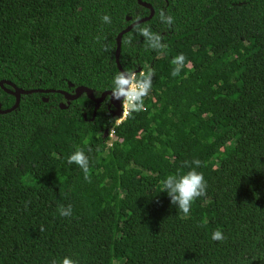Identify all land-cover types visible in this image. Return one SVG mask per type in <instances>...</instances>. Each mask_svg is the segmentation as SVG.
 <instances>
[{
	"label": "trees",
	"instance_id": "16d2710c",
	"mask_svg": "<svg viewBox=\"0 0 264 264\" xmlns=\"http://www.w3.org/2000/svg\"><path fill=\"white\" fill-rule=\"evenodd\" d=\"M142 1L154 14L119 54L126 73H152L141 111L116 123L107 96L92 119L87 93L36 92L0 113V264H264V0ZM149 14L138 0H0V81L114 92L117 34ZM77 149L91 182L68 163ZM194 159L207 194L185 218L161 191Z\"/></svg>",
	"mask_w": 264,
	"mask_h": 264
},
{
	"label": "clouds",
	"instance_id": "9594fccd",
	"mask_svg": "<svg viewBox=\"0 0 264 264\" xmlns=\"http://www.w3.org/2000/svg\"><path fill=\"white\" fill-rule=\"evenodd\" d=\"M166 19L168 24L173 22L172 17L168 16L165 18L164 14L161 13V19ZM102 20L105 23H111V19L108 15H104ZM138 32L143 35L148 42L153 40H159L160 37L151 32L148 27H138ZM148 47H155V44L148 43ZM185 56L180 54L172 60V63L177 67L173 71L172 75H178L182 67H185ZM190 63V62H189ZM128 76L125 78V73H119L114 78V95L119 98L124 96L126 98V108L129 111H141L144 107L143 97L148 94L150 87V76L152 73L144 74L141 73L139 79L134 73H127ZM139 101V104H134L133 101ZM69 164L78 165L84 173L85 180L91 182V169L89 156H87L83 149H77L72 155L68 157ZM202 165V161L194 159L192 161H184L182 167L188 168L184 174L177 172L176 174H169L163 181V189L161 192H166L171 198V204L176 205L185 218L190 217L193 203L200 197L206 196L207 194V181L205 180L202 171H197ZM58 210L61 216H70L72 214L71 206L65 208L63 205L58 206ZM211 239L214 241H223L225 236L221 230H216L212 233ZM53 264H56L53 261ZM61 264H78V261H74L70 257L62 258Z\"/></svg>",
	"mask_w": 264,
	"mask_h": 264
},
{
	"label": "water",
	"instance_id": "95a60500",
	"mask_svg": "<svg viewBox=\"0 0 264 264\" xmlns=\"http://www.w3.org/2000/svg\"><path fill=\"white\" fill-rule=\"evenodd\" d=\"M138 3L147 7L150 10V14L148 16L142 17L140 19H137L133 22H131L129 25H127L124 29H122L116 37V49H115V62L116 65L119 69V71L121 73H125V78H127L128 74L126 73V71L122 68L120 60H119V54H120V48H121V43H122V36L124 33L128 32L129 30H131L134 26H136L137 24H140L144 21L149 20L153 14H154V10L151 6V4L142 1V0H138ZM127 20H130V17H127ZM6 82L8 85H10L11 87L14 88V91L12 92L15 95V103L14 105H12L10 108L7 109H2L1 108V103H0V113H7L12 111L13 109H15L20 101V96L21 94H29V93H59L65 96V98L67 99V104L69 103V101L71 100H75L76 98H78L81 94L83 93H87L89 98L95 103L94 106V110H93V115H92V119L95 116L96 110L98 109L99 105L105 100V98L107 96L110 97V103L111 105L115 108V110L113 111V114L115 116H119L120 115V106H121V100L123 99L124 96H120L119 98H117L114 95L113 91H105L101 94V96L99 98H96L93 94V92L88 89L87 87H77L76 88V92L75 93H70L67 92L65 90H55V89H41V88H34V89H22L19 87H16L12 82L10 81H4L1 80L0 81V86L5 89L6 91L11 92L10 90H8L7 88H4L3 83ZM44 101H47V98H44ZM67 104H60V108L64 109L67 107Z\"/></svg>",
	"mask_w": 264,
	"mask_h": 264
},
{
	"label": "built area",
	"instance_id": "2783aa9c",
	"mask_svg": "<svg viewBox=\"0 0 264 264\" xmlns=\"http://www.w3.org/2000/svg\"><path fill=\"white\" fill-rule=\"evenodd\" d=\"M141 73H143V71H140V75H141ZM135 76H136V74H135ZM135 102V100L133 101V103ZM121 108H120V115L118 116V119H117V121H116V123H120L125 117H126V115L128 114V112H129V110L126 108V98L125 97H123V99L121 100ZM113 129H111L109 132H108V135H109V138H111V136H112V134H113ZM108 145H110L111 144V141H108V143H107Z\"/></svg>",
	"mask_w": 264,
	"mask_h": 264
}]
</instances>
